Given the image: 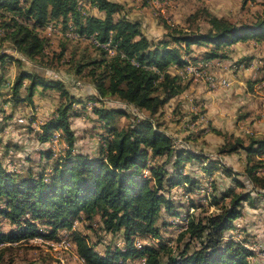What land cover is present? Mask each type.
<instances>
[{"label": "rangeland", "instance_id": "obj_1", "mask_svg": "<svg viewBox=\"0 0 264 264\" xmlns=\"http://www.w3.org/2000/svg\"><path fill=\"white\" fill-rule=\"evenodd\" d=\"M111 1L121 5L115 19L124 16L138 21L146 36L155 41L169 40L170 35L177 32L204 33L210 15L235 24H251L264 13V0ZM79 6L84 15H99L96 8L85 2ZM61 23L58 25L60 31L49 34L37 29L46 45L44 52L31 60H21L12 53V46L4 38L0 23L3 34L0 36V56L5 55V59L0 58V163L6 170L21 176L28 173L37 176L40 172L48 174L68 149L59 131L60 136L53 138L55 141L39 139L40 123L64 101L57 90L37 86L28 100L30 80L25 79L19 92L23 99L9 100L11 86L21 71L40 77L52 75L62 80L69 93L81 101L74 104L70 112V126L75 135L73 152L98 155L101 147L114 138L116 130L136 118L148 116L145 110L121 103L115 97L99 95L90 70L95 66L94 61L108 60L109 57L85 39L61 35L64 29ZM190 49L183 58L194 70L186 72L184 66L167 68L170 74L178 76L181 88L160 107L152 120L170 136L175 149H189L200 155L198 159L182 163L181 173L186 174L193 184L186 183L164 191L172 204L170 210L160 209L156 220L160 237L137 239L143 245L163 243L174 247L177 252L187 241L186 237L177 238L179 225L186 214L202 217L216 213L228 202V196L223 197L228 189L239 194L249 192L251 199L241 203L240 215L224 237L252 251L249 264H264V189L251 183L245 174L246 167L253 165L256 174L264 178V153L256 157L246 156L242 149L225 151L226 144L233 142L234 138H240L244 145L249 139L264 140V38L237 42L232 48L224 47L226 56L220 60L206 61L202 56L209 46L192 45ZM10 56L16 59L9 60ZM207 77L214 82L225 78L229 83L223 87L211 85ZM111 109H121L125 114L114 116L109 123L100 120L96 111ZM19 118L23 122L20 123ZM48 152L51 153L49 158ZM150 162H165L167 171H173L171 162L163 156L151 157ZM234 181H239L241 186ZM39 227L45 234L50 231L47 226ZM18 228L0 217L1 232L8 234ZM75 233L86 237L88 244L101 255L114 250L124 251L127 247L123 231L108 232L98 216L87 221L81 216L70 229H58L52 238L33 237L0 243V264H85L76 250ZM196 244L191 240L189 250ZM163 250L166 249L163 247ZM167 254L162 251V262ZM144 261L145 255L141 251L124 264H143Z\"/></svg>", "mask_w": 264, "mask_h": 264}, {"label": "trees", "instance_id": "obj_2", "mask_svg": "<svg viewBox=\"0 0 264 264\" xmlns=\"http://www.w3.org/2000/svg\"><path fill=\"white\" fill-rule=\"evenodd\" d=\"M81 2L103 15H84L79 10ZM0 8L4 38L12 49L30 60L44 52L46 40L39 36L37 29L50 21L60 20L64 29L72 25L83 37L95 34L101 42L111 39L118 54L93 62L95 66L90 74L94 86L100 96L115 97L121 103L148 113L147 117L136 118L116 130L114 138L101 147L98 155L73 152L75 135L70 126V112L73 105L81 101L69 93L60 79L21 71L11 86L9 100L23 99L19 92L25 79L30 80L28 100L37 86L57 90L64 101L40 125L39 139L47 141L54 131H59L68 149L48 174L21 176L6 170L0 163V217L19 227L8 234L0 230V243L33 237L52 238L58 229H70L81 216L86 221L98 216L106 231H123L127 247L124 251L101 255L88 244L86 237L75 233L76 250L85 264H124L141 251L145 255L143 264H249L252 251L224 237L239 217L241 203L251 199L249 192L239 194L228 189L223 195L228 196V202L216 213L202 217L186 214L185 225H179L177 238L186 237L187 241L177 252L163 243L137 249L134 242L147 236L160 237L156 220L160 209L170 210L172 204L163 192L186 183L192 185L193 181L181 173L182 163L200 157L189 149H175L170 136L152 120L160 107L181 88L178 76L170 74L167 68L183 67L186 64L183 56L190 52L192 45L209 46L202 52L206 61L220 60L226 56L222 48L264 38V13L251 24H235L210 15L204 33L177 32L170 35L169 40L155 41L146 36L138 21L124 16L115 19L121 5L111 0H0ZM3 57L5 59V55L0 56ZM11 58L16 59L10 56L9 60ZM96 113L107 123L114 116L125 114L121 109L97 110ZM226 145L227 152L242 149L246 156L256 157L264 153V140L249 139L244 145L240 138H234ZM46 155L49 158L51 153ZM160 156L171 162L172 173L165 168V162H150L151 157ZM245 170L249 181L264 189V178L256 174L254 166ZM234 182L241 186L239 181ZM39 225L49 227V233L45 234ZM191 240L197 244L189 250ZM162 251L168 253L163 262Z\"/></svg>", "mask_w": 264, "mask_h": 264}, {"label": "built area", "instance_id": "obj_3", "mask_svg": "<svg viewBox=\"0 0 264 264\" xmlns=\"http://www.w3.org/2000/svg\"><path fill=\"white\" fill-rule=\"evenodd\" d=\"M2 12H3V10L0 8V23H1V20H2V18H1V13ZM59 24L60 23H58V21L57 22L56 21H50V22L46 23L43 27L38 28V30H40L41 32L43 31L46 34H49V33H51V31L59 30V28H58V25ZM2 35L3 34L0 31V36H2ZM61 35H63V36H69V37L76 38V39H85L91 45H93V46H95V47H97L99 49H102L105 52V55H107L109 58H112V57H114L115 55L118 54V50H117L115 44L112 43L111 39H108L107 41L101 42V41L98 40V38L96 37L95 34H91L88 37H83V36L79 35L75 31V29H74V27L72 25H70L66 29H63ZM12 51H13L12 53L15 56H17V58H19L21 60H26V57L24 55H22L21 53L17 52L14 49H12ZM121 56H123V54H121ZM184 70L186 72H191L194 69L191 67V65H189V64L186 65L185 64L184 65ZM206 79H207V81H208L209 84H211V85L216 84L217 86H222V87L228 85V83H229L225 78L216 80L215 82H214V80L211 77H207ZM18 121L21 123V122H23V119L22 118H19ZM42 123L43 122H41L40 124H42ZM39 131H41L40 128H39ZM59 136H60L59 132L58 131H54L52 133V136L50 138L53 139V138H56V137H59ZM53 140L55 141V139H53ZM145 172L147 173V171H145ZM190 210H192V209H190ZM185 222L186 221L184 219H182L181 220V225H185ZM134 245H135V247L137 249H140V248H142L143 242L140 239H136L135 242H134ZM80 259L83 260L81 257H80Z\"/></svg>", "mask_w": 264, "mask_h": 264}, {"label": "crops", "instance_id": "obj_4", "mask_svg": "<svg viewBox=\"0 0 264 264\" xmlns=\"http://www.w3.org/2000/svg\"><path fill=\"white\" fill-rule=\"evenodd\" d=\"M98 16H100V12H99V15ZM235 45H237V43H235V44H232V45H230V46H228V48H232V47H235ZM8 97V96H7ZM48 118V117H47ZM37 122V121H36Z\"/></svg>", "mask_w": 264, "mask_h": 264}]
</instances>
